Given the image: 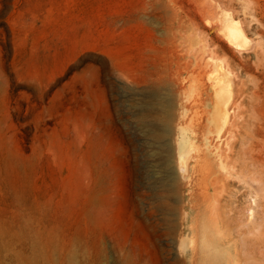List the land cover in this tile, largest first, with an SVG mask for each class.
I'll use <instances>...</instances> for the list:
<instances>
[{
  "label": "rangeland",
  "instance_id": "374dc122",
  "mask_svg": "<svg viewBox=\"0 0 264 264\" xmlns=\"http://www.w3.org/2000/svg\"><path fill=\"white\" fill-rule=\"evenodd\" d=\"M0 264H264V0H0Z\"/></svg>",
  "mask_w": 264,
  "mask_h": 264
},
{
  "label": "bare ground",
  "instance_id": "6f19581e",
  "mask_svg": "<svg viewBox=\"0 0 264 264\" xmlns=\"http://www.w3.org/2000/svg\"><path fill=\"white\" fill-rule=\"evenodd\" d=\"M221 19L223 23V27L221 28L222 34L227 38V40L239 50L248 48L251 42L241 22L235 20L233 16L227 11H222ZM213 79L216 81L218 86L223 83L226 87L218 93V88L216 85L215 90L216 94H218V98L217 103L215 104V112L214 114L208 116L207 120L210 123L216 122L220 127L219 130L224 132L229 127L231 122V106L234 103L236 88L232 74L226 67L223 66L222 62L216 64L215 72L213 73ZM184 158L185 155H182L180 162V171L182 174H185L188 170V160Z\"/></svg>",
  "mask_w": 264,
  "mask_h": 264
}]
</instances>
